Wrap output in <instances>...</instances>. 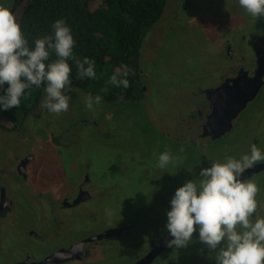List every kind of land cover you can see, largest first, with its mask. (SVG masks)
<instances>
[{"label":"flooded vegetation","instance_id":"af4514ba","mask_svg":"<svg viewBox=\"0 0 264 264\" xmlns=\"http://www.w3.org/2000/svg\"><path fill=\"white\" fill-rule=\"evenodd\" d=\"M174 1L177 4L174 11L171 9L172 14L166 12L169 10L168 7L162 19L153 26L160 29V26L166 24L165 33L161 34L160 41L154 47V54L152 52L145 56L147 51L145 42V47L137 63V70L134 69V74H132L136 87L133 97H120L110 101L102 100V105L106 107V104L109 103V109L111 108V115L107 116L108 121L112 122L113 127L117 125L118 128L122 127L128 117L124 115L125 110L128 109L126 108L128 103L135 104L128 115H137L142 126L145 124L144 114L135 109L143 108V112L146 110L149 112V109L158 110L163 117H160L159 121L170 129L172 128L168 121L178 124L174 120L176 117L181 121L179 127H174L175 132L177 131L179 134V143L192 146L195 143L197 147H202L201 161L204 162L205 167L210 166L211 161L222 162L228 158L224 155L226 149L229 153L233 151L231 157H234L236 149H238L237 155L240 152L242 155V152L248 151L252 144H256L264 150V110L260 108L259 100L257 101L260 93L264 90V83L255 99L250 101L233 120L231 130L219 138L204 136V127L214 111L217 98L215 93L219 88L227 83H233L235 79L253 77L261 68L264 70V17L255 19L250 16V18L245 14L246 10L239 7L237 0ZM224 16L231 18L228 25L216 22ZM172 36L180 37L195 46L193 47L195 55L190 63L195 67L197 73H194L192 78L182 80V84L180 81L176 83L170 81L160 71L165 63L168 67L171 64L168 42ZM260 62H262L261 67ZM149 77L152 80L151 88L145 82ZM152 82L155 91H160L159 97L161 98H151ZM180 85L183 88L181 90ZM120 102H127V104L121 106ZM39 107L40 103L29 114L24 113V118L33 116ZM83 115L84 118L75 115L77 119L74 122V127L65 126L62 121L59 127L57 125L51 127L60 130L57 131L60 133L55 136V142H59L58 146L61 145L63 150L69 153L77 154L79 147L76 145V141L83 135L85 123L91 125L97 123L93 122L94 115L91 118L87 113ZM7 119L16 128L9 130L1 125L0 128L13 133L19 131L17 124L12 122L8 116ZM96 120L99 121V119ZM108 123L106 128L101 127L99 123L96 126L100 130L107 131ZM128 127L131 128L130 132L139 127L137 117L136 121L129 122ZM78 128L80 129L78 130ZM110 129L109 134L112 133ZM165 129L157 126V130L161 133L162 130L166 132L170 130ZM23 131L20 136L28 134L25 130ZM87 131L89 130L87 129ZM68 133L70 136L67 139L65 134ZM232 133H237V135L235 134V137L232 138L228 137ZM29 135L25 143L10 142L7 145L14 146V166H9L7 163L4 166L0 163V259L3 260L1 264H95L92 263V260L99 255L96 252L100 249L96 246L101 245L102 259L106 258V247L116 241L126 239L134 241L139 238L134 245L144 246L143 235L140 231L147 232L153 228L154 221L165 219V217L162 218L157 213H153L139 216L128 222L91 229L88 222L89 217H96L98 221L103 219L99 214L101 213L105 217L106 212L117 203L116 188L125 186L126 182L123 179L120 183L117 182L118 180L108 183L104 174L96 176L97 170H102L103 167H97V165L93 167L94 163L89 154L91 151L95 153L98 150L90 145V148L79 149L77 158L72 155L78 171L74 174V178L70 177L73 179L71 185H67L64 190L55 184L53 189L47 193L52 197H44L47 194L37 189L33 175L30 174L31 165L41 146H35V144L43 140L38 137V132L36 136H32L31 133ZM183 136L185 137L183 138ZM75 137L76 141L73 139ZM133 139L135 140L134 137ZM218 141L224 143L217 146ZM136 156L137 154L131 153V160H127V165L132 166ZM2 166L4 167L2 168ZM108 166L109 164H106V171ZM261 174H264V161L256 162L252 167L246 169L241 178L256 182L262 190L264 180L258 178ZM38 196L40 198H37ZM262 198L261 195L258 196V199ZM25 207L28 208V211L40 210L43 212L49 224L46 226L24 225L20 220L19 212ZM79 224L83 226L77 228L76 226ZM15 231L20 233L19 236L23 237V241L10 244L8 240L12 234H16ZM168 234V230L158 233L156 239L150 241V247L144 254L137 255L134 260L121 264L139 262ZM197 235L198 232H194L193 236ZM6 243L10 244L9 251L3 254L1 250L4 249L1 247ZM187 247L188 245L175 249L174 246L170 247L167 244L154 261L165 258V256L172 261L170 255H173V251L184 250ZM115 249H120V246Z\"/></svg>","mask_w":264,"mask_h":264},{"label":"rangeland","instance_id":"374dc122","mask_svg":"<svg viewBox=\"0 0 264 264\" xmlns=\"http://www.w3.org/2000/svg\"><path fill=\"white\" fill-rule=\"evenodd\" d=\"M13 1L14 0H0V4L11 8L14 3ZM176 4L177 3L174 0H168L166 9L169 7V10L166 12H171L172 14L171 9L174 11ZM245 14H247V12H245ZM247 15L250 17L249 14ZM230 19L231 18H226L224 16L216 20V22L228 25ZM153 28L146 39L147 51L145 56H148V54L152 52L153 54L155 53L154 47L156 46V43L160 41L159 38L161 37V34L165 33L166 24L160 26V29L158 27ZM168 45L171 55V64L168 67L167 63H165L163 67L160 68V71L163 72L165 78L170 81L174 83L180 81L182 84V80L192 78L193 74L197 73L195 67L190 63L193 61V56L195 55L193 52V47L195 46L177 36L169 38ZM151 81V77L145 80L150 88ZM181 88L180 85V90ZM87 94L88 93L84 90L75 87V91L71 93L72 99L70 101L69 110L59 115L47 112V110L42 111L40 107L34 112L33 116L28 118H24V112L22 111H14L8 114V118L17 124L19 131L13 133L0 128V163L1 165L7 163L9 166H14L15 149L13 145H7L10 142H14L15 144H20L19 142L25 143L28 136H30V133L32 136H36V133L38 132V137L43 141L38 144L36 142L35 144V146H41L39 147L40 149L35 161H33L31 165L30 174L33 175L37 189L41 190L44 194H47L53 189L55 184L64 188V190H66L65 187L67 185H71L70 183L73 182L72 178H74V174L78 171L77 165L73 162L72 155L77 158L79 149L83 150L84 148H90V145H93V147L98 150L95 153L91 151L89 154L94 163L93 167L97 165V167H103L102 170L104 169V171L98 169L96 176L104 174V178L108 183H111L110 181L113 180H118L117 182L120 183L123 179L126 183L124 184L125 186L116 188L115 194L117 196V203L106 212V216L103 217L101 213L99 214L103 219H100L99 216L100 220L98 221L96 217H89L88 222L90 228L92 229L96 227L97 229H100L101 227L115 223L128 222L146 214L157 213L159 217H165L164 220L154 221L155 223L151 230H148L147 232L143 230L140 231L143 235L142 242L144 246L134 245L139 238L134 241L129 239L116 241L111 244L112 246L108 245L106 247L107 255L104 259H102V255H100L102 254L101 245L96 246V248H100L96 252L99 255L93 258L92 263H128L130 260H134L137 255L144 254V252L150 247V241H154L158 233L167 230V211L171 207L170 201L175 190L187 180L198 179L200 169L205 167L204 162L201 161L202 155L200 151L202 147H197L195 143L193 146L191 144L179 143V134L177 131L175 132L174 127H179L181 121L177 120L176 117L174 120H176L175 122L178 124L168 121L172 128L170 129L159 121L160 117H163L158 110L149 109V112H147V110L143 112V108L140 110L135 109L136 111H139V113L144 114L143 119L145 124L142 126L143 124L139 121L137 115H128L131 112L132 107L135 106L133 103L127 104V102H120L121 106L127 104L126 108L128 109L125 110L124 115L125 117H128L125 119L122 127L118 128V125L113 127L112 122L108 121L107 117L108 115H111L109 103L106 104V107L101 103L96 106L94 110H88L84 106V98ZM159 94L160 91H155V86L152 82L151 98H158ZM257 101L260 108L264 110V90L260 93ZM108 110L109 113H107ZM84 113L89 114L88 117L90 118L94 115L95 118L93 117V122L95 121L99 123L101 127L103 126L106 128L107 123L109 122L108 130H100L99 127L96 126L97 123H93L92 125L85 123L82 132L83 135L79 137L78 141H76V137L73 138L77 143L76 145L79 147L76 152L77 154H74L73 152L69 153L63 150L64 148H62L61 145L58 146V144H60L59 142H55V136H58L57 134L60 133L57 131L60 130L51 127L54 125L59 127L61 121L65 126L74 127V122L77 119L76 116L84 118ZM136 117L139 127L137 129L134 128L135 130L130 132L131 128L128 127V124L129 122L136 121ZM96 119H99V121ZM157 126L163 130H166L165 128L170 130L168 132L162 130L161 133L157 130ZM109 128H111V134H109ZM79 129L80 128H78V130ZM87 129L89 131H87ZM23 130L28 132L26 136H20V133L24 132ZM235 134L237 135V133H232L228 135V137H235ZM65 136L68 139L70 135L68 133L65 134ZM184 137L185 136H183V138ZM30 139L31 137L29 140ZM222 143L224 142L218 141L217 146H220ZM2 145L7 147H3ZM166 148L171 150L173 159L165 170L156 167V162L158 155ZM227 150L228 149L224 150L225 157H231L233 151L229 153ZM235 152L234 157L239 158L241 152L238 155V149H236ZM131 153H135L137 156L134 160L135 163H132V166H129L127 165V160H131ZM243 153L245 152H242V154ZM106 164H109L107 171ZM4 166H2V168ZM258 178L264 180V174L259 175ZM260 195L263 197L261 201H264V184ZM44 197L51 198L52 195L47 194L44 195ZM37 198L40 197L38 196ZM23 209L24 210L19 212V216L24 225L37 224L38 226H46V224H49V221L45 219V215L43 212H40V210L28 211L27 207ZM262 214H264V210H262ZM81 226L83 225L79 224L76 227L81 228ZM19 235V232L12 234L8 240L9 243L16 244L23 241V237ZM193 237V242L190 243L186 249L173 251V255H170L172 261L165 256V258H160L151 264H215L214 256H209V250L206 245L197 240L195 236ZM9 245L6 243L1 247L4 249L1 250L3 254L8 253ZM118 246H120V249L116 250L115 248ZM201 249H204V251L201 252ZM11 259L14 258L11 257ZM2 261L3 260L0 259V264Z\"/></svg>","mask_w":264,"mask_h":264},{"label":"clouds","instance_id":"9594fccd","mask_svg":"<svg viewBox=\"0 0 264 264\" xmlns=\"http://www.w3.org/2000/svg\"><path fill=\"white\" fill-rule=\"evenodd\" d=\"M241 9L257 19L264 17V0H237ZM76 39L65 18H57L52 32L34 38L30 44L9 6L0 4V111L18 108L33 88H42V111L53 114L69 110L75 79H96V60L76 55ZM55 55V59L51 57ZM127 65L109 77L117 88L130 87ZM102 103V96L89 92L84 98L88 110ZM173 159L170 149L158 155L156 167L167 169ZM264 161V150L250 145L239 158L211 161L202 167L198 179L185 181L170 201L166 228L168 245L185 247L196 239L206 245L215 264H264V201L260 186L242 179L246 169ZM204 249H201L203 252Z\"/></svg>","mask_w":264,"mask_h":264},{"label":"trees","instance_id":"16d2710c","mask_svg":"<svg viewBox=\"0 0 264 264\" xmlns=\"http://www.w3.org/2000/svg\"><path fill=\"white\" fill-rule=\"evenodd\" d=\"M11 10L31 44L37 36L50 34L57 18H65L71 25L75 39V53L96 60V79H75L76 88L101 95L104 100L132 98L136 92L132 74L145 47L146 39L164 16L168 0H14ZM55 59V55L51 57ZM121 65L129 69L130 87L117 88L109 77ZM137 70V69H136ZM44 96L42 88H33L18 108L0 111V125L15 129L7 116L14 111L26 115L32 112Z\"/></svg>","mask_w":264,"mask_h":264},{"label":"water","instance_id":"95a60500","mask_svg":"<svg viewBox=\"0 0 264 264\" xmlns=\"http://www.w3.org/2000/svg\"><path fill=\"white\" fill-rule=\"evenodd\" d=\"M262 62H260V67ZM259 67V68H260ZM264 70L250 78L235 79L219 88L216 94V104L204 127V136L219 138L231 130L233 120L254 100L263 86ZM171 239L168 234L149 254L134 264H151Z\"/></svg>","mask_w":264,"mask_h":264}]
</instances>
